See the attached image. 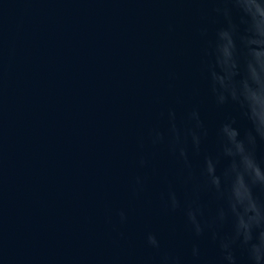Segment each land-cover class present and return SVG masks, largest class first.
I'll use <instances>...</instances> for the list:
<instances>
[{"label": "water", "instance_id": "obj_1", "mask_svg": "<svg viewBox=\"0 0 264 264\" xmlns=\"http://www.w3.org/2000/svg\"><path fill=\"white\" fill-rule=\"evenodd\" d=\"M227 3L0 0V264H219L210 233L192 257L183 211L165 204L169 185L194 195L202 154L188 169L149 134L168 126L170 105L182 125L198 106L203 149L216 150V127L237 109L216 106L204 66ZM201 198L211 212V193ZM236 254L249 264L245 248Z\"/></svg>", "mask_w": 264, "mask_h": 264}, {"label": "clouds", "instance_id": "obj_2", "mask_svg": "<svg viewBox=\"0 0 264 264\" xmlns=\"http://www.w3.org/2000/svg\"><path fill=\"white\" fill-rule=\"evenodd\" d=\"M222 15L224 22L215 29L212 59L204 71L216 106L231 103L237 110L216 127V150L203 149L210 131L198 106L183 117L182 125L177 108L170 105L168 126L153 128L149 135L153 144H166L188 169L193 167L190 152L202 154L194 195L182 200L169 185L165 196L167 207L185 215L194 236L192 257L202 254L195 238L210 233L220 250L219 264H240L237 245L247 250L249 264H264V159L256 153L258 139H264V0H229ZM241 119L250 125L243 131ZM139 163L148 161L141 157ZM136 183L142 185L143 178L137 176ZM204 192H210L215 202L211 212L201 198ZM119 215L126 222L127 212L121 209ZM226 225L229 231H224ZM147 242L161 247L156 232L147 233ZM164 264L184 262L177 255L165 257Z\"/></svg>", "mask_w": 264, "mask_h": 264}]
</instances>
